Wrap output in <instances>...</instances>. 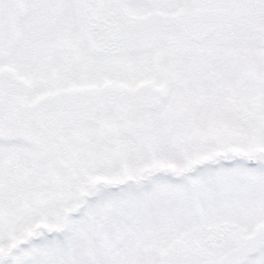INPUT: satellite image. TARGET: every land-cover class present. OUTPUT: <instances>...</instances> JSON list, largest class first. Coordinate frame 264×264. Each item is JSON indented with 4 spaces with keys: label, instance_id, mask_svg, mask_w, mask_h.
Here are the masks:
<instances>
[{
    "label": "snow or ice",
    "instance_id": "1",
    "mask_svg": "<svg viewBox=\"0 0 264 264\" xmlns=\"http://www.w3.org/2000/svg\"><path fill=\"white\" fill-rule=\"evenodd\" d=\"M0 264H264V0H0Z\"/></svg>",
    "mask_w": 264,
    "mask_h": 264
}]
</instances>
